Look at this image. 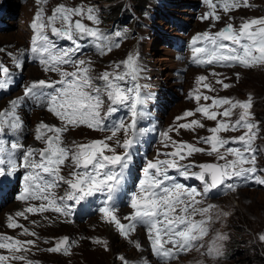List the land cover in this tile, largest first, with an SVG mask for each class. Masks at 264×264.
I'll use <instances>...</instances> for the list:
<instances>
[{
    "label": "snow or ice",
    "instance_id": "1",
    "mask_svg": "<svg viewBox=\"0 0 264 264\" xmlns=\"http://www.w3.org/2000/svg\"><path fill=\"white\" fill-rule=\"evenodd\" d=\"M46 2L47 0H37L38 4ZM204 3L211 11L201 19L212 18L214 21L220 19L216 14L217 6L224 12L241 6L249 7L248 0H204ZM73 17L81 19L73 20ZM85 18L93 25L99 24L96 11L92 7L70 8L57 5L48 17H45L43 8L36 12L31 24L34 33L30 46L31 56L38 60L46 72L58 73L60 79L34 81L25 88L24 95L45 97L46 110L61 124H38L35 139L45 146L42 149H25L19 142L9 143L3 138L5 129L15 131L22 126L15 111L20 100L12 101L9 109L0 111V176L12 175L19 169H24L23 188L18 199L41 202L39 207L29 206L25 211L18 212L17 216L23 217L25 212L35 214L53 211L68 217L73 214L76 205L89 198L102 197L98 212L106 222L113 224L125 238L137 225L143 226L153 253L168 261L179 253L192 249L197 241L208 234L207 225L211 221V209L214 206L200 205L211 190L222 185L235 190L234 184L225 183L233 178L252 177L257 183L264 184V179L254 176L257 169L252 143L256 138L254 129L257 126L251 122V97L246 101H233L230 98L204 95L200 92V87L208 91L214 89L205 82L207 77H198V87L192 98L198 104L202 99L211 100L212 103L201 105L194 111L186 110L182 117L176 119L179 121L200 113L207 120L216 121L215 127L207 129L210 135L200 137L198 141L209 147L205 149L175 141L169 135L172 131L178 133L179 129L194 131L196 128H203L204 125L199 120L181 123L176 129L169 128L160 135L163 146L171 147L172 151L158 153L154 160H146L135 190L125 193L133 149L138 138L145 133L144 129L138 128V123L146 115L143 106L147 103V97L141 95L140 85L136 83L140 69L132 54L115 65L116 69L123 67V71H105L95 78L102 83H94L90 62L75 58L84 47L80 41L89 40L101 55L120 45L98 27L83 23ZM58 23L59 27L56 26ZM49 31L52 36L69 41L71 47H58L50 38ZM114 35L119 38L123 34L117 31ZM190 49L192 63L196 65H239L244 68L264 66V17L245 20L238 29L227 24L215 33H198L192 38ZM13 60L15 66L20 68V62L15 57ZM63 65H72L73 70H63ZM10 81L9 68L0 62V90L7 89ZM217 83L224 88L230 86L222 80H217ZM49 89L50 91H45ZM105 99L108 102L106 111ZM121 107L127 109L128 122L124 119L109 121ZM236 109H240V113L233 121L231 117ZM80 126L110 134L88 143L78 144L73 141L71 145H66L64 134L70 128ZM241 129L245 131L238 137L225 139L220 135L222 132ZM229 144H239L242 147H226ZM21 149L23 151L17 156ZM117 149L122 151L118 152ZM194 153L215 156L217 162L198 165L181 163ZM161 155L165 158L160 159ZM229 156L232 159H228ZM64 167L69 168L67 176L61 174ZM193 168L199 170L192 171ZM171 170H175L184 179L195 178L200 181L203 185L202 191L195 186L188 187L178 182L176 176L169 174ZM61 184L67 187L62 196H57L55 190ZM121 193L127 196V206L131 209L124 217L129 221L127 224L121 223L115 214L116 199ZM197 216L201 219L197 220ZM7 227L17 228L22 225L10 217ZM23 231L26 235H35L26 228ZM226 239L227 236L218 233L208 249V255H219L221 245L217 241ZM259 240L264 242V234L259 235ZM96 242L101 243L99 240ZM34 243L32 240L20 241L0 235V249L12 253L11 257L0 255V264H5L9 259L25 261L26 257L16 253L26 251L25 245ZM68 244L67 237L61 238L48 251L67 253ZM136 246L139 248L138 244ZM26 264L32 262L26 261Z\"/></svg>",
    "mask_w": 264,
    "mask_h": 264
},
{
    "label": "rangeland",
    "instance_id": "2",
    "mask_svg": "<svg viewBox=\"0 0 264 264\" xmlns=\"http://www.w3.org/2000/svg\"><path fill=\"white\" fill-rule=\"evenodd\" d=\"M248 4L249 7L241 6L228 12H224L217 6L216 14L220 19L214 21L212 18L201 19L211 11L204 0H47L46 3L40 4L37 0H0V22L2 24H0V62L9 68L11 73L9 87L0 90V111L9 109L11 102L19 99L20 103L15 111L22 125L15 131L5 129L3 138L6 141L8 139L10 143L14 141L11 137L13 136L19 138L20 144L25 145L29 142L28 147L42 149L45 145L35 139L38 124L41 122L56 126L61 124L46 108H37L33 96L24 95L25 88L34 81L60 79L58 73L46 72L38 60L31 56L30 46L34 35L31 24L36 12L43 8L45 17H48L52 15L57 5L70 8L92 7L96 11L99 24L93 25L86 18L83 19V23L98 27L102 33L111 36V39L120 45L105 55H101L95 48L89 49L88 47L81 55H78L79 59L90 62L94 83L98 85L102 83L95 78L105 71H123V67L116 69L115 65L132 54L136 57L140 69L136 83L140 85L141 95L147 97V103L143 106L146 115L142 119H148L160 135L169 128L176 129L179 124L187 123L195 118L204 125L203 128H196L194 131L179 129L178 133L172 131L169 135L175 141L186 142L205 149L209 146L198 142L199 138L210 135L207 129L215 127L216 121L203 119L200 113L179 121L176 119L182 117L186 110L194 111L201 105L212 103L202 99L198 104L192 98L198 87V77H207L205 82L214 89V91H208L200 87V92L204 95L226 96L233 101H246L251 97V120L259 127L260 137L256 134L254 139L256 148L252 147L255 150L257 169L254 176L264 179V116L261 114L264 113V98L262 97L264 96V66L244 68L237 67V65L231 67L219 64L196 65L191 60L190 44L192 38L198 33L205 31L215 33L227 24H232L238 29L245 20L264 17V0H248ZM116 18L124 19L119 29L115 25ZM76 19L81 18L73 17V20ZM56 26L59 27V23ZM117 31L123 34L119 38L114 35ZM48 34L52 40L56 41L58 47H71V43L66 39L54 37L50 31ZM88 42L91 44L87 39L80 41L81 44ZM181 42L183 48L179 46ZM13 57L20 62V68L15 66ZM186 59L191 62H187ZM143 61L145 62V73L140 65ZM62 68L66 71L73 70L72 65H63ZM217 80H222L230 86L224 88L217 83ZM167 98H169L168 101H166ZM107 105L108 102L105 99V111ZM119 112L118 118L128 122L127 109L121 107ZM239 113L240 109L234 110L231 120L235 121ZM244 131V129L228 131L220 135L225 139H230L242 135ZM100 132L84 126L70 128L64 134V143L66 145H71L73 141L78 144L88 143L100 139ZM103 134L106 136L110 133L105 131ZM120 138H123L122 134ZM161 140V137L155 142L150 141V137L141 140L142 148L154 142L152 150L146 151L149 158H157L158 153L172 151L171 147L165 148ZM236 145L229 144L226 147H242ZM22 151L23 149L18 154L20 155ZM117 151L122 150L117 149ZM140 155V153L133 155L131 164L137 161ZM159 158L164 159L165 157L161 155ZM206 161L217 160L215 156H209L206 153H194L181 163L198 165ZM19 170L23 178L25 170L22 168ZM62 170L64 171L61 174L67 176L69 168L64 167ZM171 171L174 172L178 182L188 187L195 186L202 191L203 185L200 181L195 178L184 179L175 170ZM192 171H198V168H193ZM19 174L20 184L23 187V179ZM225 183L234 184L235 190L222 185L217 191L209 192L200 205L204 207L214 204L211 209L212 227L208 230L207 240L198 249L190 251L191 253L181 252L168 261L157 260L143 226L137 225L145 232L143 242L139 243V248H137L136 245L131 244L132 233L127 238L123 237L113 224L102 218L99 212L87 214L83 219L76 221L51 211L35 214L25 212L23 217L16 215L18 212L25 211L29 206L39 207L41 202L38 200L23 201L20 204L21 200L12 199L1 207L0 235L20 241L35 242L33 245H25L26 251L16 253L26 257V260H18L15 264H26V261H31L32 264H261L264 259V242L259 240V235L264 234V184L257 183L252 177L233 178ZM66 187L64 185L63 193L60 192L61 195L64 194ZM13 202L18 206H15ZM123 209L125 211L117 217L121 223L127 224L129 221L126 219L125 221L124 217L131 212L127 201L118 206L116 212ZM10 217L15 221H20L22 225L15 236L7 227ZM67 218L69 223L66 222ZM196 219L199 220L201 217L197 216ZM25 228L35 235L24 234ZM35 228L38 232L33 230ZM218 233L227 236V239L217 241V244L221 245L220 254L210 256L208 249ZM64 237H67L69 241L67 253L48 251L57 240ZM97 240L101 243H97ZM119 240H125L126 245L117 247L115 244ZM141 247L146 254L144 256H138ZM119 257L124 259L121 260ZM139 257H143V261H138Z\"/></svg>",
    "mask_w": 264,
    "mask_h": 264
},
{
    "label": "bare ground",
    "instance_id": "3",
    "mask_svg": "<svg viewBox=\"0 0 264 264\" xmlns=\"http://www.w3.org/2000/svg\"><path fill=\"white\" fill-rule=\"evenodd\" d=\"M188 24H189V23H188ZM168 99H169V98H167L166 101H168ZM100 135H101V138H100V139H102V138H103V135H102V134H100ZM6 198H7V197L1 199L0 206L3 204V202L6 200ZM13 204H14L15 206H18L17 203H14V202H13ZM19 205H20V204H19ZM124 211H125V209H123V210H117V212H116V216L120 215V214H121L122 212H124ZM52 212H53V211H52ZM124 220H125V219H124ZM125 221H126V220H125ZM211 222H212V221H211ZM211 222H210V224H209V228L212 227ZM19 225H21V224L19 223ZM63 226H66V225H63ZM18 228H19V229H18ZM20 228H21V227L10 228V229H11V232H12V234H13V236H15L16 233L19 232ZM33 230H34L35 232H38V229H37V228H35V229H33ZM0 232H1V231H0ZM131 233H132V238H133V240L131 241V244H132V245H137V244H139V243L142 244L143 239H144V234H145V232H144L141 228L136 227L135 230L132 231ZM111 236H113V234H111ZM207 238H208V236H205L202 240L197 241L196 244H195V246H194L192 249H190L189 251H187V252L191 253L190 251L195 250L196 248H199V245L203 244V243L207 240ZM19 239H20V238H19ZM74 241H75V239H74ZM115 245H116L117 247H119V246L126 245V243H125V240H119L118 243H116ZM141 248H142V247H141ZM0 253H1L2 255L9 256V257H11V255H12V253H10V252H9L8 250H6V249L1 250ZM189 253H187V254H189ZM144 255H146V254H145V252H144V249L142 248V249L139 251V255H138V256H144ZM158 259H162V258H161V257H159V258L157 257V260H158ZM137 260H138V261H143V257H139ZM162 260H163V259H162ZM16 261H18V260H12V259H9L8 261L5 262V264H15Z\"/></svg>",
    "mask_w": 264,
    "mask_h": 264
},
{
    "label": "trees",
    "instance_id": "4",
    "mask_svg": "<svg viewBox=\"0 0 264 264\" xmlns=\"http://www.w3.org/2000/svg\"><path fill=\"white\" fill-rule=\"evenodd\" d=\"M124 19L123 18H116V20H115V23L117 24V26L120 28L121 27V24H122V21H123ZM264 90V89H263ZM262 90V91H263ZM263 98H264V96H262ZM262 114V116H264V113H261ZM261 264H264V259H262V263Z\"/></svg>",
    "mask_w": 264,
    "mask_h": 264
},
{
    "label": "clouds",
    "instance_id": "5",
    "mask_svg": "<svg viewBox=\"0 0 264 264\" xmlns=\"http://www.w3.org/2000/svg\"><path fill=\"white\" fill-rule=\"evenodd\" d=\"M251 119H252V117H251ZM251 122H252V120H251ZM252 123L254 124V122H252ZM257 128H259V127H257ZM257 134H258V133H257ZM257 136L259 137V134H258ZM259 138H260V137H259ZM200 246H201V245H200ZM196 249H198V248H196ZM196 249H195V250H196Z\"/></svg>",
    "mask_w": 264,
    "mask_h": 264
}]
</instances>
